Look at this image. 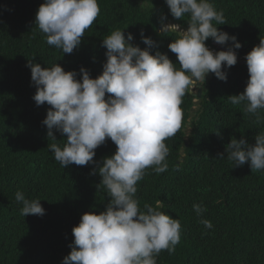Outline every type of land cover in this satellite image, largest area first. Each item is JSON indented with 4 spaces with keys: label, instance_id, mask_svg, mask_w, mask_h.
Listing matches in <instances>:
<instances>
[{
    "label": "trees",
    "instance_id": "16d2710c",
    "mask_svg": "<svg viewBox=\"0 0 264 264\" xmlns=\"http://www.w3.org/2000/svg\"><path fill=\"white\" fill-rule=\"evenodd\" d=\"M43 2L0 0V264H62L71 252L73 227L84 213L105 210L110 199L103 185L97 187L102 180L98 171L91 173L115 153L116 145L109 139L98 147L95 165L61 167L48 146L54 142L63 146L65 137L53 130L57 141L48 138L42 121L50 106H37L33 100L36 87L28 60L43 67L58 63L65 71L78 73L84 67L96 78L107 59L103 38L124 30L126 36L133 33L134 45L143 49L147 47L141 40L143 29L179 67L176 54L168 49L179 32H160L161 16H167L164 24L187 28V17L175 20L165 0H152L154 7L142 6L143 0H99L100 15L81 45L63 55L34 25ZM212 2L227 21L217 27L235 35L243 46L237 50L238 63L226 69V82L214 74L202 82L201 109L193 117L197 91L191 89L183 97L182 128L166 140L167 171L157 174L149 168L137 184L141 210L145 204L159 205L158 210L181 223L175 252L162 251L157 264H264V171L253 173L248 163L235 167L226 158V145L233 137L254 144L255 135L264 130V124H254L255 117L244 113L243 104L233 105L228 98L247 85L245 56L264 38V0ZM206 44L214 51L227 50L211 38ZM218 153L225 159H218ZM17 191L28 199H40L46 214L22 216ZM193 204L206 209L202 216ZM202 219L213 227L206 228Z\"/></svg>",
    "mask_w": 264,
    "mask_h": 264
},
{
    "label": "clouds",
    "instance_id": "9594fccd",
    "mask_svg": "<svg viewBox=\"0 0 264 264\" xmlns=\"http://www.w3.org/2000/svg\"><path fill=\"white\" fill-rule=\"evenodd\" d=\"M171 16L178 21L187 17V28L180 24H164L162 33L178 31L179 37L168 45L176 54L178 65L141 30L147 45H134V35L123 30L112 31L102 40L107 49L103 72L92 78L81 67L65 71L58 63L43 67L28 60L31 81L36 87L33 96L37 106L49 105L42 121L48 138L57 141L53 130L65 137L63 146L51 143L48 149L63 168L70 165L97 164L96 149L111 140L116 145L113 155L105 157L98 168L109 195L105 210L84 213L73 227L71 252L62 264H157L162 251L172 254L181 240L178 218L145 204L141 210L136 198L137 184L151 168L155 173L168 169L170 149L166 140L175 136L183 124V97L209 74L227 81L228 72L238 63L237 50L242 48L235 35L217 25L227 24L224 12L212 0H165ZM153 6L143 0L142 6ZM154 7V6H153ZM101 12L99 0H44L36 13L34 25L44 34L46 43L71 54L81 45L84 33ZM161 33V34H162ZM212 39L227 50L214 51L206 41ZM231 41V44H229ZM153 48H157L153 53ZM35 59V58H34ZM249 79L242 93L229 98L233 105H242L246 114L255 117L256 125L264 124V38L245 56ZM78 76L80 78H78ZM107 94V99H106ZM219 135V133H217ZM222 138V137H221ZM255 143L233 137L226 145L227 159L235 167L248 163L252 172L264 171V130L254 137ZM218 159H225L218 153ZM22 203L20 214L44 216L40 199H28L22 191L15 193ZM202 216L205 208L193 204ZM206 228L211 221L202 219Z\"/></svg>",
    "mask_w": 264,
    "mask_h": 264
},
{
    "label": "water",
    "instance_id": "95a60500",
    "mask_svg": "<svg viewBox=\"0 0 264 264\" xmlns=\"http://www.w3.org/2000/svg\"><path fill=\"white\" fill-rule=\"evenodd\" d=\"M169 24V23H165ZM160 32H162V25L159 28ZM178 32V31H177ZM197 92H196V100L194 101V107L191 109V117L194 116L195 112H198L201 109V104H202V96H203V86L198 85L197 87ZM184 159V157L182 158Z\"/></svg>",
    "mask_w": 264,
    "mask_h": 264
},
{
    "label": "rangeland",
    "instance_id": "374dc122",
    "mask_svg": "<svg viewBox=\"0 0 264 264\" xmlns=\"http://www.w3.org/2000/svg\"><path fill=\"white\" fill-rule=\"evenodd\" d=\"M193 92H196L197 91V88L196 87H193L192 88ZM190 132V129H188V133Z\"/></svg>",
    "mask_w": 264,
    "mask_h": 264
}]
</instances>
